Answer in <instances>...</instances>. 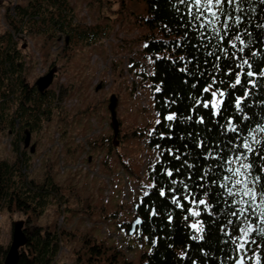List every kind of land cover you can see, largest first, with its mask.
Segmentation results:
<instances>
[{
    "label": "trees",
    "instance_id": "1",
    "mask_svg": "<svg viewBox=\"0 0 264 264\" xmlns=\"http://www.w3.org/2000/svg\"><path fill=\"white\" fill-rule=\"evenodd\" d=\"M141 1L159 120L148 137L157 153L148 172L152 185L137 206L151 245L139 264H233L240 254L246 264H264V0H219L217 9L209 0ZM9 16L0 42L7 47L0 76L8 86L0 85V95L11 98L0 99V124L8 122L14 96L23 98L8 55L13 44L3 42L10 31L58 34L71 45V15L53 0H35L29 11L9 9ZM55 95L36 91L24 120L46 119ZM21 154L18 145L0 160V211L37 215L59 186L47 176L35 182ZM239 167L261 201L237 186ZM26 236L17 264H50L59 251L56 232L39 227Z\"/></svg>",
    "mask_w": 264,
    "mask_h": 264
},
{
    "label": "rangeland",
    "instance_id": "2",
    "mask_svg": "<svg viewBox=\"0 0 264 264\" xmlns=\"http://www.w3.org/2000/svg\"><path fill=\"white\" fill-rule=\"evenodd\" d=\"M34 1L11 0L7 8L0 7V32L8 28L4 16L14 3ZM209 1L218 8L219 0ZM53 2L71 15V45L63 37L57 42L28 38L34 58L29 79L55 67L50 86L59 92L57 109L41 121L33 136L37 151L28 158L35 182L47 176L59 188L37 215L0 211V257L11 243L13 223L22 220L25 232L39 227L56 232L59 251L50 264H139L150 249L148 237L130 236L125 228L134 217V203L152 185L148 172L157 153L148 137L159 120L149 79L152 57L144 51L151 31L144 4ZM111 94L118 98V147L112 144L107 108ZM17 146L18 138L0 132V160L9 159ZM236 173L237 186L261 201L245 171L239 167Z\"/></svg>",
    "mask_w": 264,
    "mask_h": 264
},
{
    "label": "flooded vegetation",
    "instance_id": "3",
    "mask_svg": "<svg viewBox=\"0 0 264 264\" xmlns=\"http://www.w3.org/2000/svg\"><path fill=\"white\" fill-rule=\"evenodd\" d=\"M10 1L11 0H0V7L4 5L7 8ZM30 1H32V0H30ZM21 4H22L21 2H16L11 6V9L12 10L22 9V11H26V10L29 11L30 6H32V3H30L29 5L25 4L24 6H22ZM28 7H29V9H28ZM6 13H7V9H6ZM11 17L12 16H9V13L5 14V16H4V20L9 25H11V23H10V21L12 19ZM8 28H9V26H8ZM8 28L5 29V31L0 32V42H1V39L3 38V36L9 34ZM12 30L13 31H10L12 36L8 37L3 42L13 44V47H10V51H8V55H10V58L15 63V68L12 71L15 74L13 79L15 81L16 80L18 81L19 79H21L23 98L22 99H20V98L16 99V96H14L12 102L14 101V103H15V101H17V102H19L20 105L18 106V105H15L13 103L14 110L12 112L9 110L11 113L9 115L8 122H7V120H5L6 119L5 118L3 121V124H0V132L5 131L8 135L15 136V139L18 138V145L21 146V151L26 153L23 155L21 154L19 156L20 158H22L21 156L29 157V156H32L33 154L36 153L37 143H35L33 136H34V134L36 135L39 132L40 125H41V123L37 121V117L33 114H31L30 117H27V119L24 120V117H23V115H25L24 112L26 111L27 107L32 106V102L34 100V94L36 91H38L40 94H42V96L43 95L50 96L51 90L54 91L53 87L49 86L47 89H45L41 92L38 90V87L36 85V82H35L36 79H29L28 72L30 71V68H31V65L33 64L34 58H33V53H32L33 48L31 47V50H29V43L30 42L28 41V38L33 37V36H36V37L39 36L42 39H46V40H49L52 42H57L58 40H60L61 37L58 34H57V36H52V33H51V36H44L43 33L40 32V30L38 31L39 33L34 31L33 29L27 30L26 28H24L23 30H19L17 28H16V30L15 29H12ZM3 48H7V47H1L0 46V55H1L2 51L4 50ZM1 58L2 57L0 56V61H1ZM56 74H57V72L53 74L52 83L54 82ZM0 75H1V72H0ZM0 85L8 86L7 80H3L1 78V76H0ZM55 93H56L55 98L58 99L59 92H55ZM21 96L22 95H20V97ZM10 98H9V96L0 95V99L1 100L4 99L7 102ZM25 101H27V103H25ZM20 106H21V109H19ZM57 106H58V102L55 100V102L52 103V108H51L52 113H53L54 109H57ZM27 133L30 135V140H29L28 146L25 147L24 146V136ZM128 225L129 224H126V229H127Z\"/></svg>",
    "mask_w": 264,
    "mask_h": 264
},
{
    "label": "water",
    "instance_id": "4",
    "mask_svg": "<svg viewBox=\"0 0 264 264\" xmlns=\"http://www.w3.org/2000/svg\"><path fill=\"white\" fill-rule=\"evenodd\" d=\"M68 38H66L67 42ZM55 71V67L51 68L45 75L40 76L36 80V85L39 91L45 90L52 82L53 74ZM100 86H97L98 89ZM118 98L115 94H111L109 98V103L107 108L110 113V126L112 129V144L117 147L119 145L118 135H119V126L120 122L117 118L116 107H117ZM30 140V135L27 133L24 136V146H28ZM143 219L141 216L137 215L130 223V226L127 230L129 235H133L136 233L139 235L141 233ZM23 221H15L12 226V240L11 243L5 253L4 260L2 264H17L18 259L20 257V249L24 247L27 243L26 232L23 228ZM233 264H245V261L242 256H239Z\"/></svg>",
    "mask_w": 264,
    "mask_h": 264
}]
</instances>
